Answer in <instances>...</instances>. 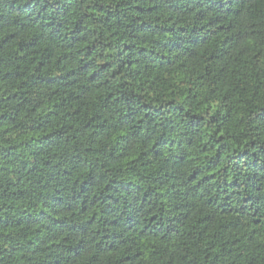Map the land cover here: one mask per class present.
Listing matches in <instances>:
<instances>
[{
	"label": "clouds",
	"instance_id": "9594fccd",
	"mask_svg": "<svg viewBox=\"0 0 264 264\" xmlns=\"http://www.w3.org/2000/svg\"><path fill=\"white\" fill-rule=\"evenodd\" d=\"M0 264H264V0H0Z\"/></svg>",
	"mask_w": 264,
	"mask_h": 264
}]
</instances>
